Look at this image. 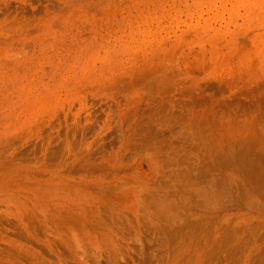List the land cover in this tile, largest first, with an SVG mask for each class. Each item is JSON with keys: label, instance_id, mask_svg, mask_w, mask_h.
I'll use <instances>...</instances> for the list:
<instances>
[{"label": "rangeland", "instance_id": "rangeland-1", "mask_svg": "<svg viewBox=\"0 0 264 264\" xmlns=\"http://www.w3.org/2000/svg\"><path fill=\"white\" fill-rule=\"evenodd\" d=\"M0 264H264V0H0Z\"/></svg>", "mask_w": 264, "mask_h": 264}, {"label": "bare ground", "instance_id": "bare-ground-1", "mask_svg": "<svg viewBox=\"0 0 264 264\" xmlns=\"http://www.w3.org/2000/svg\"><path fill=\"white\" fill-rule=\"evenodd\" d=\"M256 63V62H255ZM248 68V67H247ZM249 68H252V66L251 67H249Z\"/></svg>", "mask_w": 264, "mask_h": 264}]
</instances>
